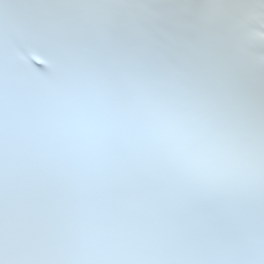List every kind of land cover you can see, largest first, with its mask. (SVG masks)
Returning a JSON list of instances; mask_svg holds the SVG:
<instances>
[{"label": "snow or ice", "instance_id": "6c2138e0", "mask_svg": "<svg viewBox=\"0 0 264 264\" xmlns=\"http://www.w3.org/2000/svg\"><path fill=\"white\" fill-rule=\"evenodd\" d=\"M0 264H264V0H0Z\"/></svg>", "mask_w": 264, "mask_h": 264}]
</instances>
